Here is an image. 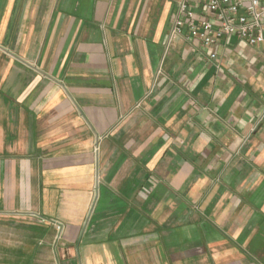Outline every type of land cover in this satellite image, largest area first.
Here are the masks:
<instances>
[{
  "label": "crops",
  "instance_id": "obj_1",
  "mask_svg": "<svg viewBox=\"0 0 264 264\" xmlns=\"http://www.w3.org/2000/svg\"><path fill=\"white\" fill-rule=\"evenodd\" d=\"M179 1L0 0V264H264V45Z\"/></svg>",
  "mask_w": 264,
  "mask_h": 264
},
{
  "label": "built area",
  "instance_id": "obj_2",
  "mask_svg": "<svg viewBox=\"0 0 264 264\" xmlns=\"http://www.w3.org/2000/svg\"><path fill=\"white\" fill-rule=\"evenodd\" d=\"M170 38L185 36L212 48L224 37L264 45V0H180ZM211 57L217 54L212 50ZM62 231V225L57 223Z\"/></svg>",
  "mask_w": 264,
  "mask_h": 264
}]
</instances>
